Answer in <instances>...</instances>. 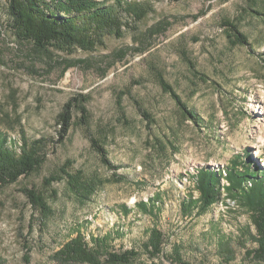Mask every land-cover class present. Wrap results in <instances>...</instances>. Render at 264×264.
<instances>
[{"label":"rangeland","instance_id":"obj_1","mask_svg":"<svg viewBox=\"0 0 264 264\" xmlns=\"http://www.w3.org/2000/svg\"><path fill=\"white\" fill-rule=\"evenodd\" d=\"M121 1L105 0L118 11ZM128 1L146 5L149 15L136 23L121 13L129 25L122 37L105 34L95 50L70 53L44 52L18 39L7 0H0V130L17 141L22 134L57 139V118L70 99L86 97L89 113L83 125L75 109L68 138L48 150L44 165L0 190V257L6 264H56L53 255L80 230L88 241L119 233L115 251L135 249L140 257L133 264H152L144 244L156 225L166 255L156 264H260L246 257L257 245L243 236L256 231L236 201L224 194L223 206L192 217L183 216L180 205L190 192L198 197L193 177L203 167L224 170L247 154L264 167V0ZM229 24L248 46L232 44ZM164 84L204 119L203 128L184 117ZM91 137L125 180L101 164ZM65 172L101 182L90 202H78ZM53 176L59 180L47 185ZM26 189L44 196L52 209L44 229L35 214L32 233ZM154 195L162 200L158 222L119 211ZM219 235L230 242L233 262L223 261ZM175 244L182 262L175 260Z\"/></svg>","mask_w":264,"mask_h":264},{"label":"trees","instance_id":"obj_2","mask_svg":"<svg viewBox=\"0 0 264 264\" xmlns=\"http://www.w3.org/2000/svg\"><path fill=\"white\" fill-rule=\"evenodd\" d=\"M10 27L18 39L30 42L44 52L49 50L61 52H74L76 49L93 51L102 43L105 34L122 37L123 28L129 27L123 22L122 14L130 16L136 23L142 22L150 13L146 5L138 2L123 0L119 2L118 9L100 0H7ZM121 11V12H120ZM1 23V22H0ZM230 28L228 38L232 44L248 46L247 37L236 25H227ZM164 90L169 93L177 107L196 128H203L204 119L194 110L190 109L174 91L166 84ZM87 98L84 96L70 99L63 107L57 118V139L41 137L29 140L24 134L20 141L13 139L8 133L0 130V190L17 183L21 178H26L38 171L46 162L48 150L61 145L68 138L74 127L73 113L79 109L82 114L81 124L86 125L89 113L85 106ZM140 111L143 109L136 103ZM122 110V107L120 106ZM143 118L149 120V115L142 112ZM92 150L99 156L100 162L109 171L114 172V177L120 181L116 172L120 167L110 160L105 147L94 137L90 138ZM69 178V185L75 198L80 203L92 200L97 192L100 181L82 180L80 174L64 173ZM56 176L47 179V185L58 181ZM225 180V181H224ZM195 197L189 193L181 202V213L185 217L202 216L208 213L214 205L226 197L236 201L239 208L245 211L254 226L256 234L246 230L243 240L252 238L257 245L254 249L246 251V257L254 262L264 264V167L252 160L250 154L235 158L224 170L213 169L209 166L197 170L193 177ZM223 182H226L223 184ZM34 213L31 217L29 232L36 226V216L39 213V227L43 228L46 220L51 216L52 209L44 196L33 189L24 190ZM56 193H54V197ZM160 195H154L146 201H139L135 208L121 205L119 211L126 218L131 213H138L150 217L154 222L160 219ZM120 234L106 233L105 235L91 236L88 241L80 231L75 237L67 241L52 257L56 264H133L140 257L135 249L123 252L115 251L113 242ZM217 241V247L226 263L233 262L236 258L234 250L228 241ZM222 240V241H220ZM165 235L154 225L148 232V240L144 244L147 256L155 261L164 253ZM246 245V242H245ZM26 260L30 262L31 248L25 247ZM175 260L182 262L179 245L173 246ZM0 264H6L0 257Z\"/></svg>","mask_w":264,"mask_h":264},{"label":"bare ground","instance_id":"obj_3","mask_svg":"<svg viewBox=\"0 0 264 264\" xmlns=\"http://www.w3.org/2000/svg\"><path fill=\"white\" fill-rule=\"evenodd\" d=\"M261 129V128H260ZM256 154H258L257 152H256ZM258 156V155H257ZM229 202L231 201L230 199L228 200ZM233 203H234V201H233Z\"/></svg>","mask_w":264,"mask_h":264},{"label":"built area","instance_id":"obj_4","mask_svg":"<svg viewBox=\"0 0 264 264\" xmlns=\"http://www.w3.org/2000/svg\"><path fill=\"white\" fill-rule=\"evenodd\" d=\"M221 203V206H223V203L222 202H220Z\"/></svg>","mask_w":264,"mask_h":264}]
</instances>
